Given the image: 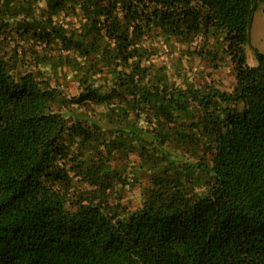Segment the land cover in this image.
Returning <instances> with one entry per match:
<instances>
[{"label": "trees", "instance_id": "16d2710c", "mask_svg": "<svg viewBox=\"0 0 264 264\" xmlns=\"http://www.w3.org/2000/svg\"><path fill=\"white\" fill-rule=\"evenodd\" d=\"M263 2L0 0V264H264ZM208 36L231 91L154 64ZM131 155L149 186L126 210Z\"/></svg>", "mask_w": 264, "mask_h": 264}, {"label": "rangeland", "instance_id": "374dc122", "mask_svg": "<svg viewBox=\"0 0 264 264\" xmlns=\"http://www.w3.org/2000/svg\"><path fill=\"white\" fill-rule=\"evenodd\" d=\"M158 45V54L154 58V64L165 68L172 84H188L193 87L213 84L226 92L233 88L235 79L229 59L221 56L215 62L209 60L210 52L217 51V47L219 48L221 45V39L211 36L197 37L189 44H180L169 40V42H164L165 46L160 43ZM255 49L264 54V2L259 3L253 13L249 30V44L244 47L249 66L257 64L254 57ZM206 52L209 53L206 55ZM65 80L66 82L62 81V93L75 94L74 83L70 79ZM135 159L136 157L133 155L129 156L127 163H131L127 171L122 173L125 180H120L114 187L118 197H121L120 204L126 210H135L141 206L143 195L149 186L147 173H143L137 168ZM122 160L118 159L117 163H121ZM122 181L125 182V185H122ZM202 189L204 190V187Z\"/></svg>", "mask_w": 264, "mask_h": 264}]
</instances>
